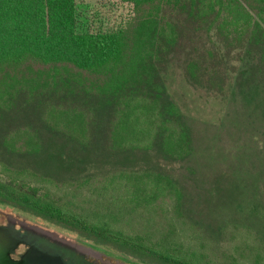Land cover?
<instances>
[{
	"label": "trees",
	"instance_id": "1",
	"mask_svg": "<svg viewBox=\"0 0 264 264\" xmlns=\"http://www.w3.org/2000/svg\"><path fill=\"white\" fill-rule=\"evenodd\" d=\"M125 1L80 32L77 0H0V205L143 264H264V0Z\"/></svg>",
	"mask_w": 264,
	"mask_h": 264
},
{
	"label": "rangeland",
	"instance_id": "2",
	"mask_svg": "<svg viewBox=\"0 0 264 264\" xmlns=\"http://www.w3.org/2000/svg\"><path fill=\"white\" fill-rule=\"evenodd\" d=\"M78 2V29L80 32L88 30H106L115 31L124 28L128 23L132 22L134 17V7L125 0H77ZM170 86L177 102L182 107L186 115L199 121L202 124L212 125L218 127L226 120V115L230 111L231 98L224 97L219 99L205 98L201 94L195 93L189 87L185 85L181 77H173L170 81ZM217 139L216 148L220 147L225 149L232 148V140L225 145L221 142L222 134L218 131L215 133ZM232 151V150H231ZM228 150H225L223 156L217 155L219 161H223L228 158ZM232 160V159H231ZM213 169H216L214 167ZM2 177L0 176V179ZM0 210L4 213L12 215L13 219H19L22 223L23 229L26 233L33 231L34 227H39L46 233L58 234V236L81 246L82 251L78 254L81 258L83 255L94 253V250H98L103 253L106 260L113 264H143L133 257H126L119 253L108 251L102 247L93 246V244L85 243V240L79 238L76 234L71 233L67 230L53 227L44 223L43 221L29 217L27 214L7 208L0 205ZM31 228V229H29ZM38 235L44 234L39 231H35ZM25 235V234H24ZM24 235L22 237H24ZM21 240V239H20ZM85 242H82V241ZM14 245V242H11ZM29 246V245H28ZM87 252V253H86Z\"/></svg>",
	"mask_w": 264,
	"mask_h": 264
},
{
	"label": "water",
	"instance_id": "3",
	"mask_svg": "<svg viewBox=\"0 0 264 264\" xmlns=\"http://www.w3.org/2000/svg\"><path fill=\"white\" fill-rule=\"evenodd\" d=\"M35 231L44 234L38 235ZM9 233L8 228H0V261L9 260L7 249L13 246L7 238ZM19 241L30 246L26 258L29 264H83V259L78 256L82 251L81 246L61 239L56 233H46L39 227H34L33 231L26 233ZM3 251L5 255H2Z\"/></svg>",
	"mask_w": 264,
	"mask_h": 264
},
{
	"label": "flooded vegetation",
	"instance_id": "4",
	"mask_svg": "<svg viewBox=\"0 0 264 264\" xmlns=\"http://www.w3.org/2000/svg\"><path fill=\"white\" fill-rule=\"evenodd\" d=\"M22 223L23 222H21L19 219L15 220L13 219L12 215L4 213L2 210H0V228H8L10 233L9 237L7 238L11 242H14V245L7 249V251H9V260H1L0 264H29L26 258L29 255L30 246L19 241L23 238L22 236L26 234V231L22 227ZM85 243L91 245V243L87 241ZM94 252L95 254L90 253L89 256L83 255V264H113L107 262L108 257H106L100 251L95 249ZM2 255H5L4 251L2 252Z\"/></svg>",
	"mask_w": 264,
	"mask_h": 264
}]
</instances>
